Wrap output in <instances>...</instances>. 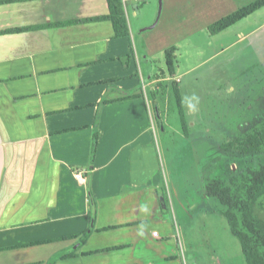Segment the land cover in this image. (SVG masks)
Listing matches in <instances>:
<instances>
[{
    "label": "crops",
    "instance_id": "obj_1",
    "mask_svg": "<svg viewBox=\"0 0 264 264\" xmlns=\"http://www.w3.org/2000/svg\"><path fill=\"white\" fill-rule=\"evenodd\" d=\"M122 1L117 38L110 21L55 26L108 16L107 0H0V264H208L209 245L179 243L173 204L193 202L169 195L149 123L158 63L186 44L220 53L211 39L251 16L209 27L258 0Z\"/></svg>",
    "mask_w": 264,
    "mask_h": 264
},
{
    "label": "rangeland",
    "instance_id": "obj_2",
    "mask_svg": "<svg viewBox=\"0 0 264 264\" xmlns=\"http://www.w3.org/2000/svg\"><path fill=\"white\" fill-rule=\"evenodd\" d=\"M225 34L229 37L226 40L211 39L215 49L218 45L223 48L220 53L203 49L196 53L189 44L183 45L177 54L182 67L174 75L158 63L157 74L165 79L158 93L162 122L149 98L150 110L155 113L149 123L157 136L169 195L174 200L178 197L193 202L190 216L173 204L180 245L187 240L200 247L202 243L209 245L202 249L208 264H246L240 241L204 192L210 178H228L249 166L264 164V146L249 155L225 148L253 133L264 121V7ZM144 77L149 96L146 73ZM175 86L186 114L187 131L181 122ZM257 211L264 219V198Z\"/></svg>",
    "mask_w": 264,
    "mask_h": 264
},
{
    "label": "trees",
    "instance_id": "obj_3",
    "mask_svg": "<svg viewBox=\"0 0 264 264\" xmlns=\"http://www.w3.org/2000/svg\"><path fill=\"white\" fill-rule=\"evenodd\" d=\"M110 14L101 18L70 21L55 26H67L94 21H110L113 24L115 37L123 38L130 35L129 25L126 18L122 0H107ZM264 7V0L244 7L235 13L223 18L209 27L211 35H218L240 21L248 18L256 11ZM177 48L171 47L165 51V61L169 73L174 75L176 70ZM176 98L178 100L181 122L187 130V122L180 100L179 91L175 86ZM129 98V97H125ZM103 100L100 105L110 103ZM99 133L97 123L92 144V160H94ZM264 146V122L262 125L246 137L239 138L235 142L228 143L225 148L238 149L243 155L258 153ZM165 195V187L161 189ZM206 193L216 204V209L228 222L232 234L240 241L246 264H264V219L258 214L262 198H264V164L256 167L249 166L244 170L232 174L224 179H208L206 181ZM44 242H38L41 244Z\"/></svg>",
    "mask_w": 264,
    "mask_h": 264
},
{
    "label": "built area",
    "instance_id": "obj_4",
    "mask_svg": "<svg viewBox=\"0 0 264 264\" xmlns=\"http://www.w3.org/2000/svg\"><path fill=\"white\" fill-rule=\"evenodd\" d=\"M82 175H83V174H81V173H76V174H75V177H76L77 179H81V180H82Z\"/></svg>",
    "mask_w": 264,
    "mask_h": 264
},
{
    "label": "water",
    "instance_id": "obj_5",
    "mask_svg": "<svg viewBox=\"0 0 264 264\" xmlns=\"http://www.w3.org/2000/svg\"><path fill=\"white\" fill-rule=\"evenodd\" d=\"M161 204H162V206H163V208H165V201H164V198H163V196H161Z\"/></svg>",
    "mask_w": 264,
    "mask_h": 264
},
{
    "label": "flooded vegetation",
    "instance_id": "obj_6",
    "mask_svg": "<svg viewBox=\"0 0 264 264\" xmlns=\"http://www.w3.org/2000/svg\"><path fill=\"white\" fill-rule=\"evenodd\" d=\"M263 122H264V121H263ZM263 122H262V123H263ZM262 123H260V125H262ZM260 125H259V126H260Z\"/></svg>",
    "mask_w": 264,
    "mask_h": 264
}]
</instances>
